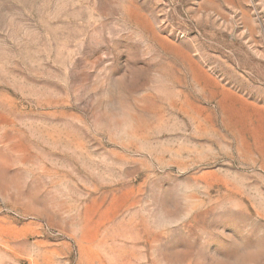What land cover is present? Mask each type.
<instances>
[{
	"label": "rangeland",
	"instance_id": "obj_1",
	"mask_svg": "<svg viewBox=\"0 0 264 264\" xmlns=\"http://www.w3.org/2000/svg\"><path fill=\"white\" fill-rule=\"evenodd\" d=\"M0 264H264V0H0Z\"/></svg>",
	"mask_w": 264,
	"mask_h": 264
}]
</instances>
